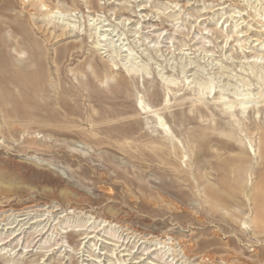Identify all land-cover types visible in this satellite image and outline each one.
<instances>
[{
  "label": "rangeland",
  "instance_id": "374dc122",
  "mask_svg": "<svg viewBox=\"0 0 264 264\" xmlns=\"http://www.w3.org/2000/svg\"><path fill=\"white\" fill-rule=\"evenodd\" d=\"M263 63L264 0H0V264H264Z\"/></svg>",
  "mask_w": 264,
  "mask_h": 264
},
{
  "label": "bare ground",
  "instance_id": "6f19581e",
  "mask_svg": "<svg viewBox=\"0 0 264 264\" xmlns=\"http://www.w3.org/2000/svg\"><path fill=\"white\" fill-rule=\"evenodd\" d=\"M41 3H42V1H41ZM42 5H45L44 3H42ZM55 12H58V11H52L51 13H55ZM262 67H264V63H263V65H262ZM25 210V211H24ZM31 211V210H30ZM30 211H27L26 209H23V210H21V214H18V216H22L23 218H21L20 219V221H22V220H24L26 217L25 216H27L28 214H30L29 212ZM35 211H36V209H35ZM3 212V211H2ZM13 212V211H12ZM50 212V211H49ZM52 213H54L53 211H51ZM16 215V214H15ZM8 216V215H7ZM12 216V215H11ZM16 217V216H15ZM5 219V218H4ZM26 220V219H25ZM24 220V221H25ZM16 221V220H15ZM38 221V220H37ZM11 222V221H10ZM13 222V221H12ZM19 222V221H18ZM39 222V221H38ZM47 223V222H46ZM23 224V223H22ZM25 225H26V223H25ZM27 226V225H26ZM14 227V226H13ZM30 227V226H29ZM46 226H44L41 230H38V231H40V233L42 234L43 233V231H44V228H45ZM50 228V227H49ZM48 230V229H47ZM47 230L44 232V233H46L47 232ZM10 231V230H9ZM20 232V231H19ZM11 234H14V232L12 231V233ZM11 234H10V236H11ZM15 234H17V233H15ZM40 235V234H39ZM36 236V235H35ZM18 237V236H17ZM40 237V236H39ZM87 236H85V238H86ZM91 237V236H90ZM147 237V236H146ZM16 238V237H15ZM83 238V237H82ZM149 238V237H148ZM144 239V238H143ZM146 240V239H145ZM148 242V241H147ZM161 242V241H160ZM1 245H3V243H1L0 242V246ZM183 247V246H182ZM173 256V255H172ZM175 257V256H174ZM149 262V261H148ZM150 264H152L151 262H149Z\"/></svg>",
  "mask_w": 264,
  "mask_h": 264
}]
</instances>
